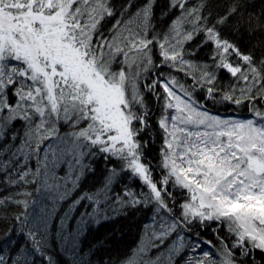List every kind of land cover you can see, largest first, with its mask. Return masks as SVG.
Here are the masks:
<instances>
[{"label": "snow or ice", "instance_id": "obj_1", "mask_svg": "<svg viewBox=\"0 0 264 264\" xmlns=\"http://www.w3.org/2000/svg\"><path fill=\"white\" fill-rule=\"evenodd\" d=\"M256 2L0 0V264H264Z\"/></svg>", "mask_w": 264, "mask_h": 264}, {"label": "trees", "instance_id": "obj_2", "mask_svg": "<svg viewBox=\"0 0 264 264\" xmlns=\"http://www.w3.org/2000/svg\"><path fill=\"white\" fill-rule=\"evenodd\" d=\"M161 2L163 3V0H161ZM221 2L222 0H214V4ZM261 7H264V5L260 3V0H257L255 5L250 4L245 13V17L247 18V16L253 12L258 13ZM262 26H264V22H262ZM229 35L231 36L230 33ZM231 38L238 40L240 47L245 51L252 48L258 40L264 41V36H262L260 32L251 35L249 31H246L244 28H241L240 33L231 36ZM205 52H207V49L201 50V58L204 57ZM153 151H155V149ZM102 175L103 164L100 162V164L97 165L96 177L90 179L99 181ZM89 186V184L85 185V187ZM110 215L117 216V213L113 212L110 213ZM142 223L143 217H141L139 213L128 216L119 215L115 220L92 227L88 232L85 244L103 243L104 246L99 249L97 256L104 259H108L109 257L114 259L136 242Z\"/></svg>", "mask_w": 264, "mask_h": 264}]
</instances>
